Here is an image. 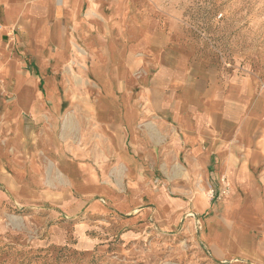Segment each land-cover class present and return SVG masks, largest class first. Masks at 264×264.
<instances>
[{"label":"crops","instance_id":"obj_1","mask_svg":"<svg viewBox=\"0 0 264 264\" xmlns=\"http://www.w3.org/2000/svg\"><path fill=\"white\" fill-rule=\"evenodd\" d=\"M132 5L0 0V170L11 169L0 183L34 206L37 219L47 214L53 244H65L69 224L44 205L63 198L77 203V214L87 210L77 226H91V216L97 226H153L152 215L157 225L178 226L192 212L188 226H203L199 237L215 262L264 264V92L245 78L218 84L206 71L169 87L163 67L139 94L130 79L125 89L123 71L153 39L144 31L135 41ZM91 54L100 57L89 63ZM75 61L95 73L100 93L83 92L88 81ZM156 171L163 182H181V193L164 184L153 191ZM197 178L211 189L222 178L230 196L213 204L205 190L189 191Z\"/></svg>","mask_w":264,"mask_h":264},{"label":"rangeland","instance_id":"obj_2","mask_svg":"<svg viewBox=\"0 0 264 264\" xmlns=\"http://www.w3.org/2000/svg\"><path fill=\"white\" fill-rule=\"evenodd\" d=\"M127 1L133 3L128 13L133 19L130 26L136 32L135 41H142L144 31L153 39L146 52L137 57L133 70L123 71L125 89L129 88L130 79L135 83L130 89L139 94L142 86L163 67V81L169 87L176 79L191 82L196 74L206 71L218 84L229 77L245 78L264 92V0ZM120 41L124 44L122 38ZM87 42L93 51L98 47L92 38ZM87 57L93 63L100 56ZM106 62L102 57L104 67L108 66ZM81 65L72 62L77 75L82 72L88 81L83 92L88 96L100 93L95 73ZM6 171L9 173L11 169L0 170V180ZM19 177L23 182L31 174ZM155 179L151 184L153 191L163 190L164 184L173 196L181 193V182H163L158 171ZM55 185L57 190L61 186ZM188 189L205 190L207 196L214 190L215 198H210L213 204L230 196V188L222 178L212 189L197 178L189 183ZM9 192L0 183V264H218L200 240L203 226H188L194 222L189 217L192 212L178 226L157 225L154 215L153 226H97L101 223L98 216H91V226H77L87 217V210L77 214L81 211L77 203L56 198L52 204L44 205L47 213L55 212L57 223L69 224L65 226V244L57 245L50 242L53 224L46 226L47 214L42 213L37 219L39 213L34 206L20 204ZM112 213L111 216L115 215Z\"/></svg>","mask_w":264,"mask_h":264},{"label":"built area","instance_id":"obj_3","mask_svg":"<svg viewBox=\"0 0 264 264\" xmlns=\"http://www.w3.org/2000/svg\"><path fill=\"white\" fill-rule=\"evenodd\" d=\"M208 196H209V198L214 199V198H215V191L212 190V191L210 192V194H208ZM189 217H191V218H195V215L192 213V214H189Z\"/></svg>","mask_w":264,"mask_h":264},{"label":"bare ground","instance_id":"obj_4","mask_svg":"<svg viewBox=\"0 0 264 264\" xmlns=\"http://www.w3.org/2000/svg\"><path fill=\"white\" fill-rule=\"evenodd\" d=\"M70 121H72V120H70ZM71 123V122H70Z\"/></svg>","mask_w":264,"mask_h":264}]
</instances>
